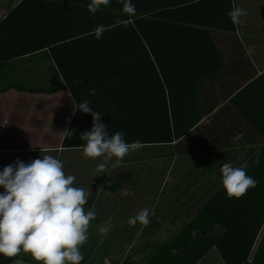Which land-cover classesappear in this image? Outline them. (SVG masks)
Masks as SVG:
<instances>
[{"label":"trees","instance_id":"1","mask_svg":"<svg viewBox=\"0 0 264 264\" xmlns=\"http://www.w3.org/2000/svg\"><path fill=\"white\" fill-rule=\"evenodd\" d=\"M36 2L34 16L21 27V3L0 17V63L47 50L62 82L37 89L67 87L75 104L90 101L109 135L121 131L128 143H172L174 153L257 144L243 161L251 165L246 172L257 186L237 199L229 198L221 184L143 264H194L182 250L195 230L208 233L216 224L223 232L213 244L224 264H264V231L257 241L264 223V126L249 128L242 140H234L236 134L208 125L224 104L203 106L194 90L201 71H208L199 58L208 55V46L199 43L209 36L205 27L234 29L228 16L231 0H130L134 14L123 10L125 0L101 2L94 14L88 10L92 0ZM99 25L106 29L101 39L93 32ZM93 88L96 93L90 95ZM213 107L217 110L208 115ZM92 120L77 110L61 146L83 147L80 134L91 131ZM257 155L259 163L253 164ZM13 258L0 255V264Z\"/></svg>","mask_w":264,"mask_h":264},{"label":"crops","instance_id":"2","mask_svg":"<svg viewBox=\"0 0 264 264\" xmlns=\"http://www.w3.org/2000/svg\"><path fill=\"white\" fill-rule=\"evenodd\" d=\"M21 1L0 0V17L21 3L18 7V26L30 21L35 14L37 0ZM231 3L232 8L240 7L247 15L241 17L239 24H234L232 31L205 27L209 36L199 40V43L204 42L208 46V55L199 58L207 62L208 71H201L194 90H199L198 99L203 106L216 103V108H219L224 104L223 110H218L219 118L208 125L222 127L230 132L229 135H234L247 132L254 126H264V100L261 99L264 96V0H231ZM191 13L194 14V10ZM61 82L62 77L47 50L0 63V173L17 159L28 164L51 155L62 161L66 175L76 176L73 186L90 193L84 205L85 212L96 214L95 219L90 221L88 239L80 246L84 257L80 264H143L150 256L145 260L137 258L131 241L138 234L150 240L163 239L159 243L170 238L192 215L181 221L177 209L168 215L167 208H193L194 213L222 184V165L231 163L239 167L257 147V144H249L174 153L172 143L145 145H169V153L163 155L170 164L159 161L155 168L147 167L143 171V176L147 177H143L142 183L130 192L125 186L129 174L127 170L118 172L121 179L118 178L116 184V168H112L111 164L106 173L96 171L103 157L86 158L83 147L61 146L75 101L67 87L53 91L37 89ZM214 108L207 114L217 110ZM202 120L208 122L207 118ZM4 192L5 189L0 186V194ZM116 200H119V208L127 209L116 211ZM135 207L147 208L149 212L153 210L154 215L159 216L157 221L130 225L129 219L136 214L129 208ZM155 207L165 209L158 214ZM166 215L169 217L166 218ZM102 227L109 231L101 232ZM263 231L264 223L257 241ZM222 232V227L216 224L208 233L199 230L192 233L190 245L194 236L214 233L212 241L194 264L202 260H205L204 264H224L213 244ZM116 238L131 240L128 249H121L116 244ZM190 245L183 251L188 252ZM124 250L127 252L121 254ZM209 253L211 256H208ZM17 261L37 264L30 254L24 252L14 257L10 264H17Z\"/></svg>","mask_w":264,"mask_h":264},{"label":"clouds","instance_id":"3","mask_svg":"<svg viewBox=\"0 0 264 264\" xmlns=\"http://www.w3.org/2000/svg\"><path fill=\"white\" fill-rule=\"evenodd\" d=\"M101 2L108 4L109 0H92L88 5L89 12L94 14ZM123 10L134 14L135 6L125 0ZM246 15L244 9L235 6L228 12L233 24H239L241 17ZM105 30L99 25L93 32L101 39ZM95 93L93 88L89 94ZM77 110L91 114L93 118L91 131L82 132L80 139L86 142L83 146L86 158H104L97 166V172L106 173L113 157L116 160L110 166L118 167L130 151L142 146L138 140L126 142L121 131L109 135L107 125L101 123L102 114L93 111L87 99L74 104L73 115ZM233 139L242 140L243 133H237ZM252 163H259L258 155ZM250 166L248 161L239 167L231 163L222 165L221 183L229 198L239 199L249 188L257 186L258 181L247 175L246 169ZM63 167L62 161L51 155L28 164L17 159L14 164L4 167L0 173V186L5 189L0 194V255L13 258L24 252L37 264H80L83 260L80 246L87 241L90 221L96 214L85 212L84 205L90 193L73 186L76 176L66 175ZM137 222L145 225L150 222L148 209L129 219L130 225ZM100 231L106 233L109 229L102 227ZM17 264L21 262L17 261Z\"/></svg>","mask_w":264,"mask_h":264},{"label":"rangeland","instance_id":"4","mask_svg":"<svg viewBox=\"0 0 264 264\" xmlns=\"http://www.w3.org/2000/svg\"><path fill=\"white\" fill-rule=\"evenodd\" d=\"M168 146L169 145L141 146L136 151H130L129 154L123 158L121 164L118 167H116V176L119 178L118 172H123V171L127 170L126 172H128L129 174L127 173L128 178H126V180H125L126 181L125 186L126 187L128 186L129 191L132 192L131 189L133 187L136 188L138 184H141L143 177H145V176L147 177V175L143 176V171H146L147 167L155 168L157 162H159V161L160 162L163 161L164 163H168V165L170 164V161L165 158L166 155H163V154L169 153L170 147H168ZM162 155L164 157L159 158L160 156L162 157ZM115 160H116V158L113 157L112 160L109 162V164H111L112 162H115ZM119 179H121V178H119ZM117 198H118V196L116 194V199ZM118 203H119V200H116V211L118 209H120V210H122V209L126 210L127 209V208H119L117 205ZM158 203H160V202H158ZM143 209H147V208H141V207L129 208V210L136 215L139 212H141ZM164 209L165 208L155 207V210L158 212V214H161V212ZM167 209L169 212L168 215L172 214L177 209L178 210V213H177L178 218L181 221L187 220L190 217V215H192V213H193V208H167ZM151 211H153V210H150V212H149V220L150 221H157L159 216L154 215V211H153V213ZM127 212H129V211H127ZM164 215H165V213H164ZM168 215H166L165 217L168 218L169 217ZM163 221H165V220L163 219ZM164 223H166V222H164ZM201 236L202 237H198V235L194 236L193 240H192V244L190 245V247L188 249V252L186 251V253H188L194 259L199 257V254L209 245V243L213 239L214 233L203 234ZM162 240L163 239H152V240H150L147 238H143L142 236H140L138 234V237L136 239H133L132 241L128 240V239H124V238H116V244L120 245L121 249H128L129 243L131 241L132 248L136 249L137 258H140V260H145V258L147 256H151L148 254H151L153 251H155V249L157 248V245ZM185 249H187V248H185ZM125 252H127V250H124L120 253L122 254ZM143 252H146L147 254H144ZM215 252H216V254H218L217 249H215ZM140 254H142V255H140ZM210 254L211 253H209L208 256H211ZM122 256L123 255H121V257ZM116 259H118V258L116 257ZM204 263H205V260H202L201 262H198L197 264H204Z\"/></svg>","mask_w":264,"mask_h":264}]
</instances>
